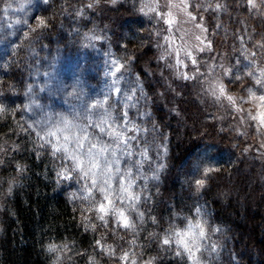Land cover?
I'll list each match as a JSON object with an SVG mask.
<instances>
[{
    "label": "trees",
    "instance_id": "1",
    "mask_svg": "<svg viewBox=\"0 0 264 264\" xmlns=\"http://www.w3.org/2000/svg\"><path fill=\"white\" fill-rule=\"evenodd\" d=\"M69 1L77 8L73 25L85 30L95 23V39L141 82L144 133L164 143L161 169L136 233L144 261L183 264L165 250L162 236L178 215L200 209L223 229L230 261L264 264V157L238 149L223 104L196 80L166 70L156 24L139 13L136 0ZM236 2L226 0L227 9L233 12ZM223 42L219 50H226ZM233 87L229 91L235 93ZM16 120L0 112V264H107L95 236L59 190L56 167ZM205 169L212 171L204 176ZM197 179L205 180L199 191ZM51 245L66 246L69 258L60 260L48 251Z\"/></svg>",
    "mask_w": 264,
    "mask_h": 264
},
{
    "label": "rangeland",
    "instance_id": "2",
    "mask_svg": "<svg viewBox=\"0 0 264 264\" xmlns=\"http://www.w3.org/2000/svg\"><path fill=\"white\" fill-rule=\"evenodd\" d=\"M168 2L136 0V6L142 15L148 12L146 7L141 11L145 4L149 7L157 4V11L167 13ZM174 2L179 4L180 0ZM188 3V12L196 20H190L179 8H173L171 12L175 23L171 28L156 13L148 12L145 15L156 24L157 48L160 58L164 57L161 60L166 70L178 74L176 76L182 79L188 76L187 80H196L201 90L214 99L210 89L218 82L224 85L227 94L237 98L241 95L246 98L245 89L248 87L256 91L257 95L264 93V88H258L255 81L246 75L248 71L258 72L264 67V47H261L264 45V0H255L256 8H252L248 0H237L233 12L227 9L226 0H188ZM8 4H11V9L5 12ZM218 4L221 6L219 9L216 7ZM76 13L77 8L69 0H47V3L44 0H0V107L5 109L2 113L11 114L17 119L15 123L31 133L38 152L51 160L56 172L62 171L70 162L53 154L50 144H44L38 134H42L60 117L83 123L84 106L104 99L108 100L105 107L111 106L115 120L119 121L122 113H128L127 119L137 130L128 132V136L135 137L129 142L133 155L130 160L123 158L121 167L131 165L136 160L142 163L138 173L136 167L132 169L136 175L133 191L141 195L137 210L129 213L137 226L136 231L117 227L111 218L109 224L104 226L92 213L86 212L87 202L78 198L82 194L83 181L64 180L57 176V184L79 214L83 227L86 223L97 225L95 230L85 229L95 236L97 249L108 260L107 264H131L133 259L136 264H147L136 233L147 214L150 189L162 165L164 143L150 133L145 134L143 115L147 112V104L141 82L113 55L107 45H101L97 40L99 38L87 39L97 33L95 23L85 30L73 25ZM40 19L46 21L47 27H37ZM197 24L206 31L201 32ZM165 37L168 38L167 42ZM197 37L210 43L211 48L201 51L204 45ZM222 42L227 46L226 50L218 49ZM178 51L179 59L184 62L182 66L176 63ZM185 51L191 52V59L184 55ZM113 60L124 67L117 73L120 79L116 86L120 88V93L109 95L116 79L109 74ZM233 86L235 93L229 91ZM127 96H132V100H126ZM216 100L223 104V113L226 114L228 128H231L229 132H234L235 140L239 142L238 149L244 153L250 152L259 160L263 159L264 135L257 134L254 122L244 119L249 110L255 114L256 102L243 105L244 111L237 113L223 97ZM125 104L129 106L125 108ZM90 119H95V116ZM145 149L147 159L139 155ZM140 213L143 214L142 219L139 218ZM85 216L89 219L85 220ZM197 220L204 223L207 232V240L201 242L204 249L198 254L201 264H234L225 249L223 229L211 224L205 211L200 210L199 216L197 209L190 215H178L162 240L166 234L184 229L188 221L195 223ZM97 241L111 246L112 254H106ZM213 246L215 252L211 251ZM65 247L56 248L60 260L69 258L70 252ZM177 250L173 245L167 251L187 264L186 257L175 254ZM125 252L129 255L127 262L120 260Z\"/></svg>",
    "mask_w": 264,
    "mask_h": 264
},
{
    "label": "snow or ice",
    "instance_id": "3",
    "mask_svg": "<svg viewBox=\"0 0 264 264\" xmlns=\"http://www.w3.org/2000/svg\"><path fill=\"white\" fill-rule=\"evenodd\" d=\"M47 3V0H44ZM98 2V0H97ZM114 4L116 0H111ZM252 8H256L255 0H248ZM88 7H93L90 3ZM148 8V12L156 13L157 17H161L164 23L171 28L175 23L171 9L179 8L190 20H196V17L188 12V0H180V3H175L174 0H169L166 7L169 12L161 13L157 11V4L148 6L147 4L141 8ZM217 9L221 6L218 4ZM11 9V4H8L4 9L5 12ZM145 12V15L148 14ZM201 32L206 29L197 24ZM37 27H47L44 19L38 21ZM95 37H87V39H94ZM201 44L204 45L200 50L211 48L210 43H205L200 37H197ZM167 42L168 38L165 37ZM264 47V45H261ZM179 51L177 52V65L182 66L183 61L179 59ZM184 55L192 58L191 52L185 51ZM255 55V54H253ZM161 59H164L162 56ZM195 63V61H193ZM112 66L109 69V74L116 77L113 81V88L109 95L120 93V88L116 85L120 79L117 73H120L124 65L118 61L113 60ZM227 74V71L226 73ZM246 75L255 81L258 88H264V67L259 71H248ZM184 79H189L188 76H183ZM237 79H242L237 77ZM211 94L220 99L223 97L228 101L237 113L244 111L243 105L256 102V112L253 114L250 110L248 115L244 118L250 120L256 125V132L258 135H264V93L257 95L251 87L245 89L247 97L241 95L239 98L227 94V90L223 84L219 82L217 85L210 89ZM142 92V90H141ZM126 100H132V96H127ZM108 100H100L95 103L86 104L84 106L83 123H75L66 118L60 117L59 120L51 127L38 134L44 144H50L53 154H58L61 159L69 161V165H65L62 171L57 172V176L64 180L77 179L83 181L81 186V195L78 197L82 201L87 202L86 212L92 213L95 219L101 222L102 225L109 224V218L115 221L117 227H123L131 232L136 231V224L131 219L129 213L137 210V205L140 202L141 195L133 191L135 186L136 175L133 173V167H136L137 173L142 166L140 160L132 161L131 165L121 167V160L125 157H132L133 153L130 150L129 142L135 137L128 136V132L137 130L135 125L127 119L128 113H122L119 121L115 120L112 116L111 106L108 105ZM125 104L124 107H128ZM135 106V105H132ZM5 109L0 107V112ZM95 116V119L90 117ZM94 130V131H92ZM51 138V140L49 139ZM106 138V139H105ZM139 155L147 159V150L140 151ZM211 169L204 170V176H207ZM73 173L75 175H73ZM196 190L199 191L205 185L204 179H197L195 181ZM11 191V189H9ZM197 215H200V209H197ZM143 214H139L142 219ZM85 220L89 217L85 216ZM85 228L95 230L97 225L95 223H86ZM207 240V232L204 223L197 220L195 223L188 221L184 229L176 230L171 234H166L162 240V246L165 250H169L173 245L178 249L177 256L186 257L187 264H201V259L198 254L204 249L202 241ZM102 250L111 255L112 248L108 245H103L101 241H97ZM206 250V249H205ZM49 252L56 251L54 245L49 246ZM212 252L216 251L215 246L211 249ZM121 261L127 262L129 255L127 252L120 257ZM131 264H136V261L131 260ZM147 264H152L148 261Z\"/></svg>",
    "mask_w": 264,
    "mask_h": 264
}]
</instances>
